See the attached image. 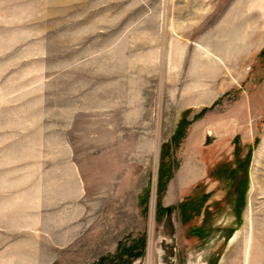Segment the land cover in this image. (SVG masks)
<instances>
[{
  "label": "rangeland",
  "instance_id": "374dc122",
  "mask_svg": "<svg viewBox=\"0 0 264 264\" xmlns=\"http://www.w3.org/2000/svg\"><path fill=\"white\" fill-rule=\"evenodd\" d=\"M0 264H264V0H0Z\"/></svg>",
  "mask_w": 264,
  "mask_h": 264
},
{
  "label": "trees",
  "instance_id": "16d2710c",
  "mask_svg": "<svg viewBox=\"0 0 264 264\" xmlns=\"http://www.w3.org/2000/svg\"><path fill=\"white\" fill-rule=\"evenodd\" d=\"M121 255V254H120ZM120 255L118 257H120ZM140 254H136V257H139Z\"/></svg>",
  "mask_w": 264,
  "mask_h": 264
},
{
  "label": "bare ground",
  "instance_id": "6f19581e",
  "mask_svg": "<svg viewBox=\"0 0 264 264\" xmlns=\"http://www.w3.org/2000/svg\"><path fill=\"white\" fill-rule=\"evenodd\" d=\"M263 186V185H262Z\"/></svg>",
  "mask_w": 264,
  "mask_h": 264
}]
</instances>
